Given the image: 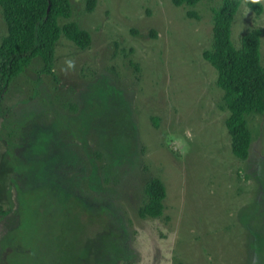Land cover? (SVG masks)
<instances>
[{
  "label": "rangeland",
  "instance_id": "1",
  "mask_svg": "<svg viewBox=\"0 0 264 264\" xmlns=\"http://www.w3.org/2000/svg\"><path fill=\"white\" fill-rule=\"evenodd\" d=\"M247 1L232 41L261 29L264 65V13ZM71 2L60 25L79 24L90 48L62 36L57 80L37 58L0 101V264H264V114L248 118L251 155L237 159L202 58L221 1ZM6 35L0 8V45ZM152 179L165 212L141 218Z\"/></svg>",
  "mask_w": 264,
  "mask_h": 264
},
{
  "label": "trees",
  "instance_id": "2",
  "mask_svg": "<svg viewBox=\"0 0 264 264\" xmlns=\"http://www.w3.org/2000/svg\"><path fill=\"white\" fill-rule=\"evenodd\" d=\"M205 0H172L175 7H195ZM212 11L213 46L202 53V58L217 72V87L223 92L221 109L230 115L225 125L231 138L234 156L246 161L251 155L253 135L248 126L252 115L264 114V65L261 61L262 30L248 31L242 38L241 48L232 41V24L245 0H220ZM248 7L260 16L264 13L261 2L247 1ZM97 0H87L86 10L92 13ZM7 27V35L0 45V101L11 84L39 58L43 67L39 75L55 73L56 44L66 37L81 51L92 45L89 32L72 22L60 25V20L72 17L71 0H0ZM189 17L197 18L195 13ZM156 36V33H153ZM139 71L136 65L131 64ZM166 186L160 179H152L144 188L145 201L139 209L141 218H161L165 212ZM0 204V216L7 213Z\"/></svg>",
  "mask_w": 264,
  "mask_h": 264
},
{
  "label": "clouds",
  "instance_id": "3",
  "mask_svg": "<svg viewBox=\"0 0 264 264\" xmlns=\"http://www.w3.org/2000/svg\"><path fill=\"white\" fill-rule=\"evenodd\" d=\"M253 2H254V3H259V2H260V0H253Z\"/></svg>",
  "mask_w": 264,
  "mask_h": 264
}]
</instances>
